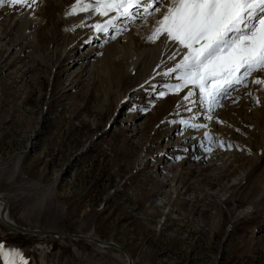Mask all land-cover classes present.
Returning a JSON list of instances; mask_svg holds the SVG:
<instances>
[{"label":"rangeland","instance_id":"obj_1","mask_svg":"<svg viewBox=\"0 0 264 264\" xmlns=\"http://www.w3.org/2000/svg\"><path fill=\"white\" fill-rule=\"evenodd\" d=\"M46 1L0 6V193L9 216L29 230L1 222L0 241L20 249L28 264H106L111 252L95 250L86 234L122 246L134 264H264V212L256 210L257 216L241 199L243 185L236 183L244 170L238 161L229 165L234 155L249 161L250 152L230 146L220 159L209 157L221 151L214 149L198 160L188 145L205 138L203 129L188 136L185 128L186 136L180 121L201 119L188 116L184 103L177 114L174 97L159 95L171 79L167 83L164 76V83L145 89L128 80V97L119 101L120 81L110 75L106 50L91 58L100 61L89 70L85 35L72 42L77 30L66 31L69 17L54 4L43 21ZM28 13L40 19V39L35 28L23 33ZM83 13L72 16L77 21ZM79 70L82 76L71 79ZM150 120L145 134L133 130ZM239 126L229 125L226 132L233 145L249 140L253 131ZM217 162L225 175L238 169L219 178ZM225 183L235 186L224 188ZM34 230L57 234L29 236ZM43 236L50 240L38 239Z\"/></svg>","mask_w":264,"mask_h":264},{"label":"bare ground","instance_id":"obj_2","mask_svg":"<svg viewBox=\"0 0 264 264\" xmlns=\"http://www.w3.org/2000/svg\"><path fill=\"white\" fill-rule=\"evenodd\" d=\"M68 1H72V3L67 5L66 2L68 3ZM73 2L74 0H54L51 3L49 0L46 1L45 5L43 6V10L41 14L42 20L47 21L49 11L50 9L53 10V6L63 8V11H61V14L63 16L69 17V24L66 23L68 25L66 26L68 27L66 31L77 30L76 34L72 36L71 38L72 42L77 37L82 38V36L84 35L86 37V39L84 40V44L89 46L88 53L86 55V59H89V63L87 62L88 65H86V66H89V70L90 69L94 70L99 64L98 61H100V59H94V58L91 59V58L93 56L95 57V55L100 53L101 51L106 50V54L109 58L110 75L115 79H119L120 81V82L117 81L122 90V92L119 95V101L125 102V99H126L125 97H128L126 96V90L129 87L127 88L124 86V84L128 80H129V83L131 82H135V84L138 83L139 86H142V89H145L148 86L154 87L158 81L159 83H164V80L160 81V79L165 76L164 73H167L170 68L174 69L176 63H179V61L182 59V56H175L173 59H169V57H172L173 54L177 50L176 46H172V47L168 46V44L170 45L172 44L171 41H169L168 44L165 45L164 43H161L160 40H156L154 42L149 40V36L151 35L149 31L152 29L153 24H156V21L161 18L160 13L155 12L153 16L151 15V16L141 17L135 20L134 22L127 23V24H124L121 21H119L121 25H118V26L124 27L125 31L114 33L117 36L111 37L110 32L111 31L115 32L113 28L109 27L107 31L98 32L95 28V25L97 24L104 25L113 15H115L114 12L108 13L105 16L92 15L90 14V12H84L80 16V18L76 21L75 18L72 16V14L65 15V13L69 11L70 6L73 4ZM51 4L52 5L54 4V5L50 7ZM166 5H167V0H165L164 4L159 5V7L161 8V10H163L166 7ZM24 15H25V24L22 29L23 33H27V32L29 33L28 31L29 28L30 29L32 28L34 32V28H35L37 31L36 33L38 35V38L40 39L42 37V35L39 34L40 29H41L40 19L32 16V14L30 13L24 14ZM82 21H83V24H81ZM31 25H33V27H31ZM58 25H59L58 22L53 23L51 30H56ZM134 36H137V39L139 40V42L135 41ZM78 40H80V38ZM110 41H113L112 45L105 46L106 45L105 42H110ZM100 42L104 44H100ZM175 58L176 60H174ZM101 59L103 60V58ZM167 66H168V69L165 72L164 68H166ZM82 71L83 70H79L76 74L73 73V75L70 74L69 76L72 75L71 79L72 78L79 79L82 76L81 74ZM166 78H167L166 80L167 83L169 82L170 79L173 80V83L175 84L184 83L183 81L179 80L176 77V73L171 78H169L168 76ZM253 78H254L253 76H250L247 86L245 88L239 89L238 91L230 95L226 99L225 105L222 106L219 110L215 111V109H212L211 119H205L202 122H199L201 120L194 121V123L198 122L202 124L207 122L208 127L206 130L203 129L202 135L205 132L207 133L210 132V140L208 141L207 138H200V139L196 138L194 142L188 146L194 147V151L196 152V158L201 161L205 160V158L208 156V151L210 150L214 151V149L218 147L217 143L220 142L221 140L223 144L225 145V147L227 148H230V146H232L234 150H237L238 148H240L241 150L244 151V153L242 154H245V152L247 151L250 152L251 158L249 161H247L248 159L245 160L246 159L245 156L234 155L233 158L229 160V165L231 164V161H238L239 162L238 164H240L239 170H244L242 176L237 178L238 182L236 183L237 184L236 186L241 187L243 185L242 186L243 190L241 191V194H240L241 199H243L244 203L247 206L254 208L255 209L254 213H256V215L259 216L260 213L256 212V210H260L261 212H264V91L261 90V87H262L261 85L252 83ZM142 79L144 80L142 81ZM142 82L143 84H141ZM184 87H185L184 89L182 88L175 89L176 90L175 92H171L170 89H164L165 92H171V94L168 97H166V95H164V97L167 99L168 98L171 99L172 97H174L175 103H176L175 107L180 108L177 114H179L184 109V107L183 108L179 107L180 105L184 103V104H187V108L185 109L187 111L186 113L188 116L194 117L195 120L202 116L206 117L205 115L208 114L209 109L205 108L204 106L203 107L195 106L197 108L196 110H193L194 103L192 102L194 101L193 99L195 98L197 99L199 91L195 88V86L191 84H186ZM135 89L136 88H134L133 90ZM189 90L193 93V95L191 96L189 100L185 101L183 97L188 94ZM235 97H239V99ZM257 99H259L260 101L259 103H257ZM257 105L259 107H257ZM189 109H191V111H189ZM251 109H253V112L248 113V110H251ZM198 113H203V115L198 114ZM223 115H225L226 117H224ZM227 117L231 118L232 121L235 123H230L231 120L229 118H228V121L223 120V119H227ZM220 119H221L222 125L218 121ZM224 122L226 123V126L223 125ZM217 123H219L220 125L218 128L216 127ZM150 124H151V120L145 122L144 125L142 126L139 125L138 127H135L133 130L137 133L141 132L142 134H145V131L147 130V128L151 126ZM239 124L241 125L246 124L250 126L253 128V131L250 132L249 140L245 142L240 140L242 143L238 141L237 144L233 145V143L230 142V139L228 138V136L230 135H227L226 132L231 131L228 128L229 125L232 127V130L233 128H237L240 130L241 128ZM160 127H161L160 125L156 126V130ZM185 130H186L185 125H183L182 129L180 130V133H184L183 131ZM244 132L246 131L243 130V133ZM170 133L174 134V129ZM186 133H188V136L195 135V133H192L190 130H188ZM186 133L184 134L186 135ZM173 134L171 135V137L173 136ZM149 141L151 142V140ZM185 147L186 146H184L183 147L184 149H182V151L180 152L181 155H184ZM252 149H254L253 150L254 154L251 153ZM217 150H221V151L220 152L211 151L212 153L209 152L210 154L209 157L215 156V158L219 157V159L221 157H224L223 155H225V153H222V152L225 150L223 149H217ZM188 159L183 160V162L180 163V165L187 163ZM243 159L245 161H243ZM210 162L211 161H209L208 163ZM213 164H209L208 166L209 167L214 166L215 164L214 165ZM218 164L220 165V163ZM214 169L219 174L217 175L220 178L221 176L226 177V176L234 175L235 174L234 172L237 171L238 169V165L232 170L231 173L228 172L226 175H225V168L223 167L222 163L220 166H217ZM221 173H224V174H221ZM226 183L224 185V188L226 187L233 188L235 186L234 183L232 184H226ZM7 208H8L7 201L5 200L3 194L0 193V223L4 222L8 227H12L19 231L20 230L25 231V232L29 231L27 230L28 229L27 227H25V229H22V227L24 226L19 227L21 225L19 226L17 225V223L9 216L7 212L8 211ZM36 232L37 233L39 232L40 234H45V235L49 234V236L57 234L52 231H35L34 230L32 234L29 236H33V233L36 234ZM60 235L63 236L64 234H60ZM83 237H84V240H86V242L93 245L95 250L100 251V252H104L108 250L109 253L111 252L110 256L112 258L106 261V264H134V262L132 263V260L128 252L126 250L121 251L118 248L119 246L118 244L115 245V243L111 241H100L99 239H94L93 236H91L90 234H86ZM38 239L45 240V241L50 240L48 236L38 237ZM108 242H111L114 245L106 244Z\"/></svg>","mask_w":264,"mask_h":264},{"label":"snow or ice","instance_id":"obj_3","mask_svg":"<svg viewBox=\"0 0 264 264\" xmlns=\"http://www.w3.org/2000/svg\"><path fill=\"white\" fill-rule=\"evenodd\" d=\"M35 3L37 0H0V6L31 7ZM82 3L84 6L78 7ZM164 3L165 0H74L65 15L90 12L105 16L114 12L104 25H95L98 32H104L109 27L117 29V21L139 18L141 9L148 12L155 5L154 11L161 18L149 40H160L165 45L171 41L177 50L169 59L182 56L175 68L164 75L171 78L179 72L178 79L184 83L166 87H198L194 107L207 104L209 110L247 77L253 76L252 83L261 85L264 91V0H167L161 10L159 5ZM159 95L164 96L165 92L160 91ZM192 95L189 90L183 99L187 101ZM181 123L190 129L207 127L187 120ZM208 136L205 132L204 137ZM0 258L4 264H17V259L19 264H28L20 249L6 247L3 241Z\"/></svg>","mask_w":264,"mask_h":264},{"label":"water","instance_id":"obj_4","mask_svg":"<svg viewBox=\"0 0 264 264\" xmlns=\"http://www.w3.org/2000/svg\"><path fill=\"white\" fill-rule=\"evenodd\" d=\"M106 244H109V245H114L113 243H111V242H108V243H106ZM116 245V244H115ZM118 248L121 250V251H125L124 250V248H122V247H120V246H118Z\"/></svg>","mask_w":264,"mask_h":264}]
</instances>
